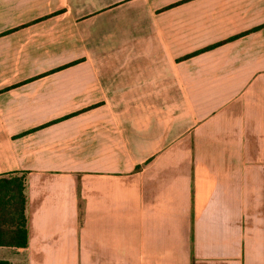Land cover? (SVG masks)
<instances>
[{
    "label": "crops",
    "instance_id": "crops-1",
    "mask_svg": "<svg viewBox=\"0 0 264 264\" xmlns=\"http://www.w3.org/2000/svg\"><path fill=\"white\" fill-rule=\"evenodd\" d=\"M8 172L2 260L264 264V0H0Z\"/></svg>",
    "mask_w": 264,
    "mask_h": 264
},
{
    "label": "trees",
    "instance_id": "trees-1",
    "mask_svg": "<svg viewBox=\"0 0 264 264\" xmlns=\"http://www.w3.org/2000/svg\"><path fill=\"white\" fill-rule=\"evenodd\" d=\"M25 172L0 175V248L21 249L28 245ZM0 264H11L0 259Z\"/></svg>",
    "mask_w": 264,
    "mask_h": 264
},
{
    "label": "rangeland",
    "instance_id": "rangeland-1",
    "mask_svg": "<svg viewBox=\"0 0 264 264\" xmlns=\"http://www.w3.org/2000/svg\"><path fill=\"white\" fill-rule=\"evenodd\" d=\"M10 262H11L12 264H15V263L12 262V258L10 259Z\"/></svg>",
    "mask_w": 264,
    "mask_h": 264
}]
</instances>
